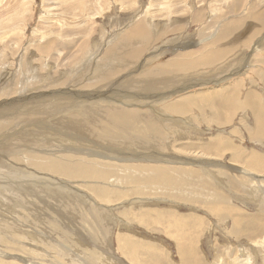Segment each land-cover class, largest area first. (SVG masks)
Listing matches in <instances>:
<instances>
[{"label":"rangeland","instance_id":"374dc122","mask_svg":"<svg viewBox=\"0 0 264 264\" xmlns=\"http://www.w3.org/2000/svg\"><path fill=\"white\" fill-rule=\"evenodd\" d=\"M238 23L240 32L244 24L250 30L246 45L235 44L238 29L231 27V37L222 42L231 47L224 59L209 68L174 74L170 63L175 57L205 53L223 27ZM138 24L148 39L143 44H120L125 32ZM163 65L161 74H152ZM148 73L149 78L156 77L154 83L171 89L161 91L160 86L141 93L138 89L149 81ZM263 74L264 0H0V260L6 264H264V173L251 171L240 160L233 164L230 154L218 159L190 158L188 152L165 157L164 152L171 155L168 146L160 153L149 146L136 148L138 143L96 140V133L90 131L98 128L92 123L101 120L104 110L127 108L139 113L138 118L145 113L165 127L173 145L185 142V135L198 144L220 136L242 154L252 151L264 156V147L247 136L251 117L244 110L218 128L204 124L213 112L205 109L203 116L197 103L188 118L161 117L169 101L236 81H242L240 97L250 89L264 98ZM86 94L89 97H77ZM66 120L78 130L71 132ZM58 121L65 125L57 126ZM177 128L182 136L175 134ZM95 155L104 161L133 160L135 165H168L198 174L194 181L190 175H176L184 178L185 188L176 183L178 189L173 186V190L130 189L113 179L67 180L45 173L42 167L50 161L72 162L70 157ZM200 160L237 181L230 180L232 186L213 182L203 189L214 178L211 169L195 164ZM102 189L125 196L101 203L94 194ZM136 189L145 196L132 192ZM213 204L235 213L214 214L209 210ZM154 212L165 216L159 225ZM171 215L182 218V227L188 221L186 234L167 228ZM131 244L137 251L126 256Z\"/></svg>","mask_w":264,"mask_h":264},{"label":"bare ground","instance_id":"6f19581e","mask_svg":"<svg viewBox=\"0 0 264 264\" xmlns=\"http://www.w3.org/2000/svg\"><path fill=\"white\" fill-rule=\"evenodd\" d=\"M142 27H143V25L138 24V25L134 26L131 30L125 32L124 36L121 38L119 43L120 44H126V45L127 44H137L138 41H140L139 43H142L144 40H147L148 36L146 35V32ZM231 27L238 29V32L234 37L235 44H237V45L245 44L246 45L248 42V36H250V30L246 29L247 27L245 26V24H244L245 30H243L241 32H240V30L242 28V25H240L239 23L235 24L234 26H225L222 28L220 34L213 41H211L209 43L210 48L205 53L197 54V55L186 54V55H183V57H175L170 63L171 67L173 68L174 74H185L186 73L185 71H187V72L193 71L197 68L198 69L199 68H209V67L216 65L217 61L219 62L220 60L224 59L226 57V55L231 51V47H229L225 44L222 45V42L231 37V33H230ZM257 33L258 32H256L255 34H257ZM146 43H147V41H146ZM136 53L138 54V52H135V54ZM132 56H134V54ZM165 67H166L165 65L160 66L159 67L160 71L154 70V71H152V74H155V73L161 74L162 73L161 69L164 70ZM143 76H145V75H143ZM146 76L148 77L149 81L147 80V81H144L142 84H140V87H139L140 89H138V90H140L141 93H143V94L144 93H151L150 92V91H152L151 89L157 90L155 87H160V86L162 88L161 91L164 89H167V90L171 89L170 87L164 88V87H166V85L164 86L162 84V82L154 83L156 77L150 75L151 78H149V73L146 74ZM262 77L264 78V74ZM236 82L237 83L233 84V85L232 84L222 85V87L217 89V90H210V91L201 92V93L198 92L195 94H190L189 96L181 98L179 100H177V98H176L175 100H172L169 102L167 101L168 103L165 102L166 104L164 105V107L162 106L164 114H162L161 117H167L168 116L171 118L172 117H177V118H184L185 117L186 118L188 116V113L192 110V107H199V106H195V104L197 103V104H200L202 106V108L204 109V110H202L203 116H207L205 109H208L211 112H213V114L212 113L208 114V118H210V119L208 120V118H207V120H205L204 124L205 125L206 124L207 125H213V126L218 128V127L226 126L229 123V118L232 117L231 116L232 114L234 115L237 112L244 110V114L247 115L250 113V117H251V125L248 126L249 128H247V127L245 128V131L247 133L249 140L255 141L256 143H258L262 147H264L263 146L264 145V98H262L260 95L253 92L250 89H247L246 92L243 93V96L240 97V91L239 90L242 87V86H240V82H242V81H236ZM262 86H264V81L262 83ZM172 87H174V86H172ZM86 96L89 97L87 94L86 95H80L77 97L78 98H87ZM170 97L171 96H169L168 98H170ZM239 97L241 98L240 100H239ZM163 101H166V99H164ZM80 112H82V111H79V113ZM84 113H83V115H84ZM165 113H166V115H165ZM138 114L139 113H136L135 110H131V109H127V108L117 110V111H108V112L106 110H104V112L102 114L103 117H101V120H97L96 122L92 123V125H96L98 128H91L90 127V131L93 133H96V140L106 138V142L120 141L123 144L131 143V145H136L135 143H138V145H136L137 146L136 148L143 147L146 150L147 149L146 147L149 146L150 149L153 148L155 150L160 151V153L167 150L166 148L168 146V147H170V150H168L167 153H169L171 155H168L164 152L163 153L164 155L163 154L162 155L165 157H168V156L173 157L174 153L175 154H181L184 152H188L189 153L188 155L190 156V158H191V156H194L198 159L202 158V157H211V158H215V159L217 158L218 159V158H221L225 154H230V162H233V164L235 162L237 163V161L240 160V162H242V164L244 166H246L247 168H249L251 171L257 172L258 174L264 173V156H259L260 154L257 155L255 152H252V151L247 153V154H242L243 153L242 150L241 149L239 150V148H237L233 145V142L231 143L226 138H223V137L220 138V136H218L217 138L215 137V138H212L208 141H199L198 140L201 143V144H198V143H196L197 140L192 138L191 135H189V136L185 135V137H186L185 142L180 143V145H178V144L173 145L172 141L170 139V135L166 134L167 130L165 127H163V129H162V127L159 124L158 125L155 124L156 122L154 123L153 119L145 113H144L143 119L138 118ZM246 115H244V116H246ZM81 117H80V115H78V119H80L81 122L85 124L86 122H83L85 120L82 119L83 117L82 118ZM168 117H167V119H168ZM72 119L77 120V118H73V117H72ZM185 120L188 121L187 119H185ZM70 123H73V122L69 121L67 123V120H66V125H68L70 131L72 132L75 129V127H72V126L70 127L69 126ZM172 123H173L172 125L176 124L175 121H173ZM178 123H180V122L178 121ZM58 124L59 125H57V126H61V127H63L65 125L62 121H58ZM167 124L169 125L170 123H167ZM61 127L59 129H61ZM76 127H77V125H76ZM79 128H82V127L79 126ZM75 130L77 131L78 129H75ZM169 130H170V127H169ZM79 131H81V130H79ZM175 131H178V132H175V134L177 136L184 134L183 132H180L181 130H179V129L175 130ZM90 135H91V137L92 136L95 137L94 136L95 134L94 135L90 134ZM173 138H175V137H173ZM168 141H171V142H168ZM180 141H182V140H180ZM181 144H184V145L182 146ZM94 149H97V148H94ZM113 149H114V147H113ZM110 150L108 149V151H110ZM180 156H184V154L180 155ZM93 157L92 158L83 157L82 159H79V160L75 159L76 157H70L69 159L72 160V162H59V161L58 162H52V161H50L47 165H44V163H43L42 167H43L45 173H48V174L50 173L52 175L60 176L63 179L65 178L67 180H79V181L81 180L83 182H86V181L88 182L90 180H95V179L98 182H104V181H109V180L113 179L115 181L118 180V182H120L122 185H129L128 188H130V189H132L133 186H135V187L145 186V187H150L151 189L162 188L165 190H167V188H171V187H172L171 190H173V186H174V188L178 189L175 186L176 183H179V185H183L184 184L183 183L184 178H182V177H181L182 179L177 178L178 176H176V175L180 174L183 177L186 175H190L192 179L193 178L195 179V178H197V174H198L197 171L192 170V169H188V168H181L180 169V168L173 167V166L168 167V165H161V166L146 165V164L145 165H135L137 162H135L133 160L115 162V161H111V159L109 161H104V158L98 159L99 157L97 155H95ZM186 157H188V156H186ZM242 157L244 158L243 160H241ZM140 160L142 162L147 161L145 159H140ZM140 160H137V161H140ZM198 163L201 165L200 167H205V168L211 169V176L212 177L211 176L210 177L212 179L214 178L211 181L207 180L203 186L204 188L200 187V189H202V188L206 189L213 182L214 183L216 182L218 184H221L223 182V185L226 182V184L228 186H232L231 182L235 183V181H237V180H232L233 177L228 176V174L226 173L227 171L223 172L224 170L223 171L221 170L222 171L221 173H217L216 171L218 169L217 170L212 169V167H214V166L212 164H210L209 162H205L204 160L203 161L200 160V161H196L195 164H198ZM38 164H40V163H38ZM236 167H238V165ZM213 170H214V172H213ZM187 171H189V172H187ZM209 173H208V176H209ZM187 178H190V177H187ZM194 179H193V181H194ZM230 180H231V182H230ZM219 181H221V182H219ZM239 182H240V184L244 183L241 180ZM187 183L188 182H186L185 184L187 185ZM214 186H215V184H214ZM96 188H98V187L95 186L92 189H96ZM184 188H185V186H184ZM226 189H227V186H226ZM140 190L141 189H138L137 191H132V192L135 193L136 195H139V196H143V195L145 196V194L140 192ZM177 191H180V190H177ZM108 192H110V193L108 194ZM91 193H93V192H91ZM95 193H98L97 195L94 193L93 194L95 195V197H97L99 199V201H101V203L102 202H112L111 201V200H113L112 198H115L117 201V200H120L121 198H123L125 196V193L119 194L115 191L112 192V191H108L106 189L105 190H103V189L99 190ZM201 194L203 195L202 192H201ZM215 195H216V193H215ZM218 196L219 195H217V197ZM223 197H224V195H223ZM220 198H222V196H220ZM220 198H218V199H220ZM208 199H209V195H208ZM210 199H212V198H210ZM215 200H214V202H215ZM221 201H222V199H221ZM209 210L214 212V214H217V210H218V211H221L223 215L229 214L230 216H232V214L235 213V210H232V209L228 210L225 208L221 209L220 206L217 207V206H214V204H213L212 208H210ZM153 211H155V210H153ZM160 213H162V212H154V214L156 215L157 218H154L155 220L154 219L153 220L156 221L157 222L156 224H158V225H159L160 220L165 217L163 215H160ZM141 217L142 216L137 217L139 222H140ZM126 219H128V218H126ZM183 219L186 220L185 218H183ZM218 219H220V218L218 217ZM182 222H183L182 218L171 215L169 220L167 221V228L168 229H175L178 232H182V233L186 234V229H187L189 224H188V221H185V224L182 227L181 225H179ZM189 228H190V225H189ZM189 230H191V229H189ZM190 232H192V231H190ZM65 233H67V232H65ZM190 236H192V235H190ZM190 236L188 235L189 238H190ZM129 240H127V241H129ZM178 240L181 242L182 238H178ZM123 241H124V239H123ZM125 250H126V253H125L126 256L128 253L133 254L134 252L137 251L136 247L132 246V244H131L130 248L125 249ZM144 250H145V248H144ZM149 250H151V249L149 248ZM134 260H136V259H133V261ZM185 262H187V261H185ZM185 262H184V264H186ZM0 264H6V263L0 260Z\"/></svg>","mask_w":264,"mask_h":264}]
</instances>
